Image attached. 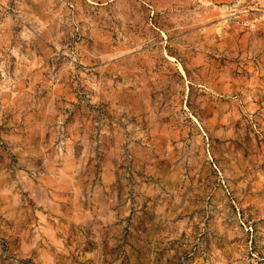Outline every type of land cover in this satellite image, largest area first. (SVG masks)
<instances>
[{
  "label": "rangeland",
  "instance_id": "1",
  "mask_svg": "<svg viewBox=\"0 0 264 264\" xmlns=\"http://www.w3.org/2000/svg\"><path fill=\"white\" fill-rule=\"evenodd\" d=\"M0 78V264H264V0H0Z\"/></svg>",
  "mask_w": 264,
  "mask_h": 264
},
{
  "label": "crops",
  "instance_id": "2",
  "mask_svg": "<svg viewBox=\"0 0 264 264\" xmlns=\"http://www.w3.org/2000/svg\"><path fill=\"white\" fill-rule=\"evenodd\" d=\"M15 80L18 81L19 78ZM1 81L3 80L0 78ZM49 116V107H45L44 104L41 107L38 105L27 107L26 104L16 103L12 110L10 107L0 109V124L8 123L16 126L15 131L18 132L17 137L20 140L16 146L18 148L32 147L34 156L28 161L34 162L36 166H39L38 168L42 169L37 178L38 181L32 184L34 186L32 188L54 194L62 189L59 186L63 170L59 166L60 161L57 160L59 158L49 153L48 148L42 149L44 148V131L50 125ZM29 135H32L30 140H26Z\"/></svg>",
  "mask_w": 264,
  "mask_h": 264
}]
</instances>
